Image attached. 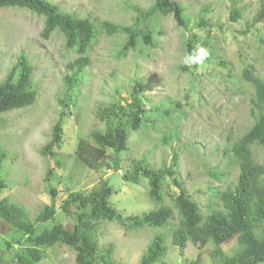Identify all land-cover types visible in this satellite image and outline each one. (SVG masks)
<instances>
[{
	"label": "rangeland",
	"instance_id": "rangeland-1",
	"mask_svg": "<svg viewBox=\"0 0 264 264\" xmlns=\"http://www.w3.org/2000/svg\"><path fill=\"white\" fill-rule=\"evenodd\" d=\"M67 11L80 16L89 14L101 19L129 23L132 14L124 12L123 0H49ZM142 7L151 4L150 0H135ZM185 9L188 21L186 28L180 26L172 15L156 14L146 25L153 31V45L147 46L142 40L135 50L125 58L118 59L116 53L124 36H100L88 50L90 64L79 75L76 101L65 119L64 139L60 151L73 154L79 137L87 133L95 123L93 110L99 103L123 100L136 84L143 87V93L150 99L146 104L171 105L179 101L185 116L173 117L174 122H165L161 129L177 127L179 141V175L188 193L202 207L208 203L207 186L219 185L222 188L233 184L238 176V168L229 163L224 149L233 139L242 135L253 123L250 99L254 89L242 78V64L251 65L255 73L264 77V48H261L256 35L247 27L262 10L264 0H177ZM208 5V12H201ZM242 11L237 21H231L233 8ZM43 16L26 8H0V82L10 67L25 55L36 68L33 84L38 91L36 101L20 109L4 113L0 118V138L5 141L8 156L0 169V178L5 188L0 198L10 196L24 203L31 214L50 202V194L44 175L53 158H44L38 147L46 142L52 125L56 122L61 105L57 97H62L65 87L63 75L66 64L75 58L74 54L64 55L63 38L53 35L42 39L40 32ZM205 23H200V19ZM264 37V21L255 27ZM198 38L196 46L215 56L205 68L199 65L185 69L182 57L190 33ZM209 42L207 46L202 43ZM214 47V49H213ZM228 61L232 70L220 62ZM242 63V64H241ZM187 68V67H186ZM17 77V74H16ZM104 127V124H99ZM129 146L135 153L142 149L153 151L151 163L157 166L170 151L162 138V133L149 130L133 131ZM57 149V148H56ZM123 169L92 170L76 157H72L66 167L56 166L60 185L67 189L90 188L100 178L107 179L114 193L110 201L125 215L141 214L156 207L149 196L150 185L147 179L134 184L123 179L122 173L128 168L131 155L124 153ZM154 157V160L152 158ZM255 159L264 164V148L255 147ZM56 165V164H55ZM221 168L228 173L221 181L211 179L213 169ZM56 179L55 181H57ZM164 204L172 205L171 197L165 193ZM177 213V210H175ZM57 221L69 229L73 227L72 217L64 212L57 213ZM101 243L112 242L117 247L121 264H139L146 246L154 236L153 231H143L126 235L117 223L101 222L98 231ZM155 234L164 235L168 251L166 264H191L199 258L198 264H214L210 258L213 244L208 243L199 249L188 242L183 251L173 245L171 229L167 226L155 229ZM12 236L7 223H0V264H16L12 257L16 251H7L5 239ZM237 245V247H236ZM239 248L234 240L222 245L227 255ZM236 249V250H235ZM37 264H75V251L67 246L55 244L46 249Z\"/></svg>",
	"mask_w": 264,
	"mask_h": 264
},
{
	"label": "trees",
	"instance_id": "trees-1",
	"mask_svg": "<svg viewBox=\"0 0 264 264\" xmlns=\"http://www.w3.org/2000/svg\"><path fill=\"white\" fill-rule=\"evenodd\" d=\"M123 1L124 12L132 14L129 23L103 20L92 14L80 16L49 0H0V8H26L43 16L40 37L48 40L58 34L63 38L64 55H75L65 67L63 96L57 97L61 105L59 116L46 142L38 147L44 158H53L55 162H49L44 175L50 202L31 214L21 201L10 196L0 198V223H7L12 233L9 239H5L6 250L16 251L12 257L16 264H37L46 249L55 244L71 247L75 251V264H121L122 259L118 258L114 243L99 241L101 222H112L119 224L126 235L150 230L154 232L139 264H166L168 248L164 235L155 234V229L164 226L171 229L172 243L180 251L189 241L199 249L211 242L214 246L210 258L214 264H264V164L254 157L255 147L264 148V77L257 75L253 66L241 63V76L254 89L250 99L254 123L238 138L229 137L231 142L223 151L229 163L238 168V176L233 184L224 188L208 185L209 199L205 207L193 199L180 178L178 148L181 134L178 128L169 124L168 128L160 130L163 123L169 120L174 122L173 117L185 116L181 103L172 101L171 105H160L151 102L147 105L145 99L149 98L144 95L140 84H136L123 103L120 100L99 103L93 110L94 126L79 137L74 153L60 151L64 142L65 117L73 112L64 109L71 108L77 99L72 91L76 89L79 75L91 62L88 50L94 41L102 35L124 36L116 53V57L121 59L135 50L141 40V44L153 45V31L146 24L156 14L172 15L180 26L186 28L188 25L185 9L177 0H150L151 4L143 7L135 0ZM209 10L210 7L206 5L201 12ZM241 15L242 11L234 7L230 20L237 21ZM262 21L264 3L261 12L254 16L251 26L247 27L248 30L254 28L252 32L255 31L254 35L264 48V37L260 32L256 34L259 30L255 28ZM200 23L205 21L201 18ZM197 41L198 38L191 32L185 52L189 53L197 47ZM202 44L210 45L208 41ZM214 52L209 51L210 56L202 65L204 69L205 64L215 56ZM32 64L25 55L20 56L0 82V118L4 113L25 108L36 101L38 91L33 88V73L38 67ZM220 64L232 70L228 61L223 60ZM99 124H104V127ZM137 130L162 133L170 151L167 148L157 166L151 163L146 154L142 155L144 151L149 156L153 155L154 150L142 149V152L135 153L129 146V138ZM4 142L0 138V169L8 156ZM124 153L130 154L131 160L122 173L123 179L134 184L147 179L149 196L156 205L154 209L125 215L110 201L114 190L107 179L100 178L90 188L72 190L63 188L59 176L55 174L56 166L66 167L73 156L95 171L122 170ZM227 175L222 168H214L211 179L221 181ZM4 188V179L0 178V192ZM165 193L171 197L172 205L164 204ZM58 212L72 217L71 229L57 221ZM230 240H234L239 248L227 255L222 245ZM199 258L191 264H198Z\"/></svg>",
	"mask_w": 264,
	"mask_h": 264
},
{
	"label": "clouds",
	"instance_id": "clouds-1",
	"mask_svg": "<svg viewBox=\"0 0 264 264\" xmlns=\"http://www.w3.org/2000/svg\"><path fill=\"white\" fill-rule=\"evenodd\" d=\"M209 56L210 53L206 48L202 46H197L191 52L186 53L182 57V63L189 68H192L193 66L197 65L202 66L209 58Z\"/></svg>",
	"mask_w": 264,
	"mask_h": 264
}]
</instances>
